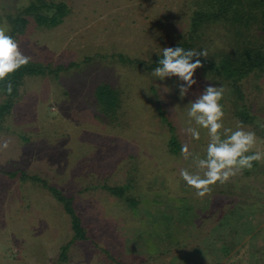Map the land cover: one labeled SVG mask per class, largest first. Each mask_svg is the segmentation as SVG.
<instances>
[{
	"label": "rangeland",
	"instance_id": "374dc122",
	"mask_svg": "<svg viewBox=\"0 0 264 264\" xmlns=\"http://www.w3.org/2000/svg\"><path fill=\"white\" fill-rule=\"evenodd\" d=\"M27 2L0 0V27L12 35L30 61L49 64L51 70L35 74L23 72L19 82H12L11 95L7 94L6 87L0 86V105L11 102L9 111L0 118V264H111L109 255L129 262V254L163 251L165 243L160 240L167 232L178 238L185 236V228L196 224L191 214L198 208L196 201L203 199L206 203L211 193L237 194L240 207L264 199V163L260 162L247 181L238 184L241 172L227 183L212 185L204 197H197L179 173L181 169L197 173L198 169L191 158L186 160L182 155L176 158L168 153L167 126L157 114L148 113L153 103L144 99L146 92L134 91L140 87V73L123 70L126 65L120 62L123 55L130 59L150 58L174 40L181 28L178 19L181 0L37 1L35 4L39 6L60 2L67 6L62 22L50 28L44 27L43 22L37 24L33 15L24 12L22 8ZM31 10L43 15L53 11ZM19 18L26 21L18 22ZM70 62L76 65L69 71L64 70ZM101 72L106 77L109 74L128 77L123 82L134 92L127 121L123 120L124 104L122 111L117 110L113 117L106 115L99 120L101 113L93 106L96 97L92 88L99 82L97 75ZM148 78L157 90L166 115L175 120L189 151L199 155L195 153V144L202 140L203 128H198L187 115L189 102L193 101L192 91L181 99L178 85L183 82L177 77L159 80L150 75ZM208 79L211 85L224 88L223 95L227 93L220 82L212 77ZM245 83L247 93H251L249 81ZM253 112L259 123H264L263 100H255ZM107 124L117 126L119 132ZM189 127L198 128L199 140L187 133ZM256 137V148L264 150V140ZM117 151L133 154L135 158L116 159ZM131 161L138 166L128 170L130 176L151 173L144 185L149 181L157 186L149 193H140V203L130 208L123 199L110 196L98 186L103 182L124 184ZM13 172L17 173L15 177L7 174ZM22 173L28 177L21 178ZM199 174L202 176L203 172ZM40 177L73 196L76 213L87 231V239L73 238L65 261L60 260L59 253L62 245L72 241L69 217L40 185L37 180ZM172 186L188 190L189 199L175 200L177 197L169 193ZM260 207L263 210L255 209L254 215L236 209L233 218L226 219L227 225L239 229L240 233L251 227L253 231L258 230L264 224V207ZM140 213L144 218L141 219ZM240 233L235 235V242L229 233L215 232L218 239L210 243L208 251L219 250L225 239L232 245L230 262L264 264V234L258 232L257 241L250 236L244 239ZM252 246L263 252L253 256ZM187 257L173 255L171 258L175 264H186ZM201 264L216 263L204 257Z\"/></svg>",
	"mask_w": 264,
	"mask_h": 264
},
{
	"label": "trees",
	"instance_id": "16d2710c",
	"mask_svg": "<svg viewBox=\"0 0 264 264\" xmlns=\"http://www.w3.org/2000/svg\"><path fill=\"white\" fill-rule=\"evenodd\" d=\"M37 1L40 2L41 0H28V4L22 8L28 15H33L35 17L34 20L37 24L43 22L44 27L50 28L62 22V19L66 15L64 9L67 8L64 2L43 3L39 6V4H35ZM179 7L178 19L181 28H179L174 40L166 47L181 46L186 51L193 49L202 51L206 49L208 52L207 59L200 57L204 66L197 69L195 72L194 79L197 83L190 89V91H192L190 98L194 100L206 86L211 84L208 78L212 77L213 80L220 82L227 89V93L223 95L220 101L224 111V126L235 130L237 124L242 122L245 130L255 132L256 136L264 140V123H259L257 114L253 112V103L255 100L264 101V0H181ZM33 8L50 9L53 11H51L50 15H43L40 12L32 11L31 9ZM23 21L26 20L24 18H19L18 22L22 23ZM160 58H162V50L150 58L131 57L130 59L123 55L120 57V62L126 64L123 70L128 69L133 74L135 72L140 73V87L137 89L134 88V91L146 92L145 94L147 97L145 96L144 99L153 103L151 112L148 113L157 114L161 122L167 126L169 135L166 142V149L169 154L178 158V156L181 155V147L186 143L179 135L180 129L177 127L175 120L168 118L166 115L163 106L159 102L157 90L154 84L149 83L148 78L152 75V71L158 66V60ZM92 59L94 61L95 57ZM75 65V62H70L65 66L64 70L69 71V68ZM50 70L49 64L30 61L27 65L13 73L14 76L9 80L16 83L20 81L19 76L23 72L35 74L38 72L44 73V71L50 72ZM118 73L121 74V71H118ZM100 74L101 75L98 73L97 75L99 76V82L95 83L92 88V92L96 97V99L93 100V106L101 113L99 120H103V116L117 114V110L122 111V104H124L125 119L123 120L127 121L131 96L134 92H130L126 87L125 82L128 77H121V75L115 74H109L106 77L104 72ZM200 74H205L206 76H200ZM121 81L122 83H120ZM246 81H249L248 87H251V93H247L248 91H246ZM7 83L8 80H5L0 86L6 87ZM251 94L253 96H251ZM254 96L255 99L253 101ZM138 97L141 98L140 95ZM10 103L11 102L8 101L0 105V118L9 111L8 108ZM148 113L141 114L142 116H146ZM139 118L142 119V117ZM110 119L112 121H117L116 118ZM110 119L108 118L107 120ZM106 126L117 132L120 130H118L117 126L108 124ZM208 142V132L206 129H203L202 140L195 144V153L206 156ZM117 154L116 159L125 157L135 158L133 154L124 151L122 153L117 151ZM133 165H136V163L131 161V165L127 169V172ZM258 165L259 162H254L251 170H243L241 176L238 178V184L243 180L247 181L248 178L254 175ZM7 174L11 177L17 175L16 172ZM150 174L140 172L130 176L128 172L124 184L110 185L103 182L99 184L98 187L114 198L123 199L127 207H136L140 203L139 194L142 192L149 193L157 186L149 181H147V185H144L146 178L152 176ZM26 177L23 173L21 174V178ZM37 180L52 199L61 204L62 210L69 217L73 234L72 241H68L66 244L62 245L59 253L60 260L65 261L66 251L69 245L74 239H87V231L82 224L81 217L76 213L73 196L67 195L56 186L50 184L45 178L40 177L37 178ZM165 180H167V178ZM145 189L146 191H143ZM181 189L182 188L176 189L175 186H172L169 193L171 192V195L176 196L177 198L175 200L177 201L181 198L182 200L189 199V191ZM179 192H181V194ZM222 194L223 192L221 194L211 193L206 203L201 201L203 199H200L199 202L196 201L195 204H198V208L194 210V213H191L194 215V222L196 221L195 227H186L187 233L185 236L182 235L179 238L174 237L170 232L164 234V239L160 240L162 244L165 243V245L163 244L165 246L163 251L143 253L142 255L136 256L129 254L127 255L129 262L118 260L115 256L108 254L111 264H130L147 261L151 264H175L171 257L177 255L185 258L187 257L185 253H188L186 264H201V260L204 259V257H208L216 264H235V262H230L228 260L232 255L230 251L232 245H230L228 241H224V238V240L222 239L223 241L219 250L213 249L209 252L207 247L210 243L218 239L217 234L214 236L215 232L224 235L229 233L231 240L232 238L235 240V235L240 233L239 229H233L227 225V222L235 215V210H241L247 215H254L255 209L263 210L260 206L264 207V199L258 201L257 204L240 207L238 205L240 201L239 195L232 193ZM218 201L220 202L218 203ZM188 204L192 207L190 201H188ZM140 217L141 219L144 218L143 214H141ZM177 218L178 217H176V219ZM163 221L165 220L163 219ZM177 224H179L178 221H176V225ZM252 228L254 227L243 229V234H240L244 236V239L250 236L252 240L258 241V232L261 235L262 233L264 234V224L256 231H253L254 229L252 230ZM154 237L155 235L152 234V238ZM167 237H172V239L170 240ZM252 247L254 250L251 251L250 254L253 256H257L259 253L263 252L256 246ZM102 250L109 253L106 249L102 248ZM165 261L166 263H163Z\"/></svg>",
	"mask_w": 264,
	"mask_h": 264
},
{
	"label": "clouds",
	"instance_id": "9594fccd",
	"mask_svg": "<svg viewBox=\"0 0 264 264\" xmlns=\"http://www.w3.org/2000/svg\"><path fill=\"white\" fill-rule=\"evenodd\" d=\"M162 49V58L158 60V66L152 71V76L159 80L177 77L183 82L178 85L180 98L183 99L197 83L194 79L195 72L204 66L200 57L207 59L208 52L206 49L186 51L181 46ZM29 62L30 57L26 56L13 37L0 27V82L8 80V95L13 92V83L8 78ZM223 93V87L209 84L189 102L187 115L198 128L207 130L209 142L204 158L190 152L187 144L181 147V155L186 160L191 158L198 172L191 173L187 169H181L179 175L200 198L208 194L211 186L217 182L227 183L243 170H251L254 162L264 163V150L256 148L255 132L245 130L242 122L237 124L235 130L224 126V111L220 103ZM198 128L189 127L186 131L191 138L199 140ZM201 171L202 176L199 174Z\"/></svg>",
	"mask_w": 264,
	"mask_h": 264
},
{
	"label": "crops",
	"instance_id": "0c3cea01",
	"mask_svg": "<svg viewBox=\"0 0 264 264\" xmlns=\"http://www.w3.org/2000/svg\"><path fill=\"white\" fill-rule=\"evenodd\" d=\"M27 1H28V0H27ZM27 4H28V2H27ZM27 4H26V5H27ZM4 23H5V21H4Z\"/></svg>",
	"mask_w": 264,
	"mask_h": 264
}]
</instances>
